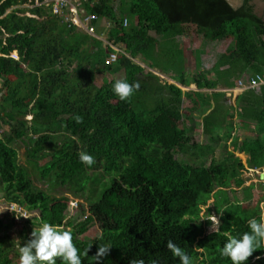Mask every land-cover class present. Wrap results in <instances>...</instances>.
<instances>
[{
    "label": "trees",
    "instance_id": "obj_1",
    "mask_svg": "<svg viewBox=\"0 0 264 264\" xmlns=\"http://www.w3.org/2000/svg\"><path fill=\"white\" fill-rule=\"evenodd\" d=\"M28 2L0 0L1 198L27 213L37 212L27 220L30 234L42 222L70 231L82 264H96L94 255L104 244L112 247L99 264H129L133 259L180 264L166 247L170 239L193 264H232L220 252L224 233L250 231L247 222L258 219L263 200L251 207L230 201L228 193L234 191L232 185L243 184L245 165L234 151L248 155V168H264V84L238 94L234 107L226 103L224 92L184 93L175 84L157 82L150 72L142 76V67L132 58L145 62L157 36L181 35L180 25L186 23L221 35L243 32L246 49L231 53L216 76L232 87L243 73L264 76V13L257 15L249 0L237 8L227 0H86L85 11L108 22V42L124 45V53L106 65L111 47L44 8L25 6ZM13 50L18 59L10 56ZM121 70V80L140 85L127 100L114 94L115 81L101 87L93 83L96 73ZM193 83L198 89L218 84L199 74ZM209 98L214 105L207 113ZM188 101L192 105L184 107ZM221 105L235 110L237 127L251 132L241 141L235 138L234 150L227 145L234 115L227 118ZM186 108L202 117L201 134L209 142L186 125ZM75 115L83 118L81 123ZM19 145L25 147L31 168L19 162ZM80 151L92 155L95 163L80 162ZM33 168L50 186L82 199L75 213L67 196L51 195L36 184ZM242 189L250 196L253 185ZM211 197L213 206L202 214ZM212 209L219 214L216 232L209 228ZM19 215L0 217V264L19 263V247L31 238L24 228L11 257L3 259ZM95 224L97 236L80 237ZM56 264L66 262L58 257ZM245 264H264V249L254 251Z\"/></svg>",
    "mask_w": 264,
    "mask_h": 264
},
{
    "label": "rangeland",
    "instance_id": "obj_2",
    "mask_svg": "<svg viewBox=\"0 0 264 264\" xmlns=\"http://www.w3.org/2000/svg\"><path fill=\"white\" fill-rule=\"evenodd\" d=\"M230 1L233 5L238 4L239 0H228ZM256 1V8L258 10H260L262 8V5L264 4V0H255ZM102 21H100L99 24H101ZM79 31L81 29H78ZM83 32V30L81 31ZM180 32H184L183 35H185L186 37L190 38V44L191 47L194 49H198V52H203L206 53V63L207 65H213L216 66V71L220 72L221 68L224 69L223 66L227 67V57L231 54V53H236L237 55H240V51L246 49L247 47V41H246V37L245 34L243 32H238L236 34H229V35H221L218 34L215 31L209 30L208 28L205 27H200L194 24H182L180 25ZM85 33V32H84ZM152 33V32H150ZM181 33V35H182ZM190 36V37H189ZM180 38V37H179ZM171 44V43H170ZM106 45V42H105ZM171 47L175 46V43L173 45H170ZM181 63V61L176 57V60H172V58L166 57V58H162V59H158L156 60V63L158 64V66L160 68H164L165 70H168L171 67H174V65L176 63ZM210 71V70H209ZM175 77L173 76H168V77H173V78H177L178 80H183L185 79L186 81H190L191 77L188 75H184V71L181 69V67H178L177 70H174ZM201 75L203 77H205V72H200L197 71V75ZM245 75H243V77L239 78V79H243L244 77H249L250 74L247 73H243ZM218 75V74H217ZM109 74H106L105 78L109 77ZM216 78V76H213V78ZM163 79V78H162ZM213 80V79H211ZM108 82V81H107ZM95 85L101 87L102 85L106 84V82L102 81V76L99 75V73H96L94 82ZM0 84H1V80H0ZM108 84V83H107ZM237 85V82L236 84ZM223 89L221 86L217 87V89ZM4 89V88H3ZM229 98V97H227ZM229 100V99H228ZM230 105H232L233 103L231 102V100L228 101ZM214 104V101L213 103ZM221 108L223 109V113L227 118H231L233 115H235V110H231L230 107H227L224 105H221ZM27 119L30 118V115L26 116ZM227 123H229L227 121ZM190 126V125H188ZM191 128H193L191 126ZM227 128H224L223 131H226ZM194 135L198 138V139H204L207 140V136L204 134H201L202 132H200V130H196L195 132H193ZM232 137L233 134H231ZM208 141V140H207ZM209 142V141H208ZM224 143V141H220L219 144ZM227 145H228V149L234 150V139L231 141H227ZM220 148L218 146L215 147V155H218ZM235 153H237L235 151ZM18 156H19V162L21 164L27 165L28 168L29 165L26 162V155H25V147L19 145L18 147ZM238 156V155H237ZM44 161H41V163H43ZM32 172V176L36 179V184L45 189L48 193H50L51 195H55V196H62L65 195L68 197V204H69V209L71 210V214L75 213L78 206L76 205L77 202H83L82 199L74 197L69 191H67L65 188L62 187H56V186H50L48 182L41 180L38 177V172L35 168H33V170L31 169ZM242 179H243V184L240 186L241 188H243V186H248L253 185V191L256 193V195L260 196V199H263L262 201L264 202V198H263V188L261 187L259 182V178H258V174L253 172V171H248L247 169H244L242 171ZM264 182V181H263ZM235 184V183H234ZM236 187V186H235ZM239 187V186H238ZM239 189L238 194L239 196H243V191L242 189ZM231 194V193H230ZM235 194V193H234ZM260 205V204H259ZM204 209V211H203ZM205 212V206H202V214H204ZM10 214V212L7 210V205L4 202V200L1 198V193H0V217L4 218L6 216H8ZM34 215H37V212H30L27 213V215H22L20 217H18L17 219V223L9 230L10 234H11V240L9 242V244L5 247L4 249V253H3V259H6L7 257H11V251L14 245L15 247L18 246L21 236L23 235V229L26 228V232L28 233V236H31V234L28 232L29 228L31 227V224L27 222L28 219L33 218ZM213 215H210V220L213 219V217H215L216 219L218 217H216L215 215L212 217ZM218 220V219H217ZM212 223V221H211ZM212 224L210 225L211 228ZM210 230V229H209ZM100 233L99 227L98 225H93L92 227L89 228V230L87 232H85L83 235H81L80 237L82 238H87V239H92L95 236H97ZM19 264V263H17Z\"/></svg>",
    "mask_w": 264,
    "mask_h": 264
},
{
    "label": "clouds",
    "instance_id": "obj_3",
    "mask_svg": "<svg viewBox=\"0 0 264 264\" xmlns=\"http://www.w3.org/2000/svg\"><path fill=\"white\" fill-rule=\"evenodd\" d=\"M139 86V82L130 84L125 80H117L114 82L112 90L121 100H127L135 90L139 89ZM73 119L76 123H81L83 118L75 115ZM78 156L80 162L85 165L90 166L95 163L94 157L86 151H80ZM259 208L258 219L251 218L247 222L250 231L236 235L224 233L226 239L220 252L223 257L229 258L232 264H245L254 251L264 249V202L260 203ZM211 221L212 230L218 231L219 221L215 217ZM111 247L110 244L98 246L94 255L96 264H99L100 260L107 255ZM166 247L174 257L179 258L180 264H193L190 255L171 239L167 241ZM88 250L84 253L85 255H87ZM18 251L19 264H56L58 257L66 264H82L79 249L73 243L72 233L67 230H60L56 225L49 222H42L37 230H33L31 238L23 246H20ZM256 259H260V257L257 256ZM129 264H145V262L142 259H133ZM151 264H159V261L154 259Z\"/></svg>",
    "mask_w": 264,
    "mask_h": 264
},
{
    "label": "crops",
    "instance_id": "obj_4",
    "mask_svg": "<svg viewBox=\"0 0 264 264\" xmlns=\"http://www.w3.org/2000/svg\"><path fill=\"white\" fill-rule=\"evenodd\" d=\"M101 22V24H99ZM108 22H105L104 20H98L97 23L95 24V31L93 33L92 36H94L95 38L99 39L102 41L103 45H108L110 47V44L107 40L108 34ZM84 32V31H83ZM86 33V32H85ZM88 34V33H86ZM152 35H154V33H151ZM184 32L182 33V35H177V36H172V37H165V36H157L156 38V42L154 43L153 47L150 49V54L147 57V59L144 60L142 58H132L133 62L138 64L140 67H142V71H141V75L145 76L146 74H148L149 72L154 74L155 76H157V82L161 83V84H165V83H172L175 84L176 86L180 87L182 89V91L185 93L186 91L192 90V91H200L205 93V95H210V93L212 91H219V92H224V97L226 99V103L229 104V100H231V102L233 103L232 106L235 107V99L237 97L238 94L240 93H234V94H229L227 93V89L230 88H234L237 85H234L232 87H228L226 85H224V79L222 76H218V78H213V76H217L218 73H215V69L216 66L211 65H207L206 63V53L203 52H198V49H194L191 47L190 44V38L186 37L185 35H183ZM91 35V34H88ZM156 36V35H155ZM180 37V38H179ZM190 37V36H189ZM171 43V44H170ZM175 43V46L171 47L170 45H173ZM117 47V46H115ZM121 52L124 53V45H121L119 47H117ZM128 55V54H126ZM172 58V60H176V57L181 61V63L179 64L178 62L174 65V67L169 68L168 70H165L164 68H160L158 66V64L156 63V60L158 59H162V58ZM227 64V63H225ZM178 67H181V69L184 71V75H188L191 77L190 81H186L185 79H183V81L185 82H189L190 85L189 86H182L179 83V80L177 78H173L175 77L174 75L175 72L174 70H177ZM224 68H226L225 66H223ZM223 68H221L220 70H222ZM210 70V71H209ZM197 71L200 72H205V77L208 79H217V87H224L223 89H211V88H200L198 89L196 87V84L193 83L194 81V76L197 75ZM106 74H109L110 76L105 78ZM100 76H102V81L106 82V83H110L112 81H117V80H121L124 77V70H121L119 72L116 73H99ZM242 74L241 77H243ZM96 76V75H95ZM168 76H173L168 77ZM240 77V78H241ZM163 78V79H162ZM108 81V82H107ZM186 96V95H185ZM229 97V98H227ZM229 99V100H228ZM213 100L211 98H209V102L208 105L209 109L208 112L209 113L212 109V105ZM192 105L191 102H185L184 107H190ZM192 109V108H190ZM186 112H187V116L185 117V123L186 125H190L188 126L189 128H191V126L193 127L192 130L193 132H195L196 130H200V132L202 131V126H201V122H202V117L199 116L198 112L193 111L192 113L189 112V110H187L186 108ZM234 123H235V129L232 132L233 136L235 137H231L228 141L231 140H235V138H238L239 141H241L244 137H248L251 136V132L243 130L239 127H237V120H236V115H234ZM204 140V139H203ZM206 141V140H205ZM237 153H235V155H238V157H240V159L242 160V162L245 165V169H247L248 171H253L255 173L258 174V178H259V182H262L264 185V177L263 179L260 178V173L264 172V168H258V169H252V168H248L247 166V158L248 155L245 154L244 152H239L236 151ZM215 154V153H214ZM250 185V184H249ZM248 185V186H249ZM236 185H232V189L234 190L233 192L229 191V198L230 201L233 202H237V203H241L242 205H248L251 206L255 205L258 203V201L260 200V196L256 195V193L253 191L252 189V194L249 196H246L243 189L239 186ZM243 187H247V186H243ZM242 189L243 191V196H239L238 191L239 189ZM229 189V188H228ZM264 191V188H263ZM231 193V194H230ZM235 193V194H234ZM264 196V192H262ZM264 198V197H263ZM215 199L214 197H211L210 200L208 201V205L205 206V208L207 206H213ZM263 202V201H262ZM260 202V203H262ZM204 211V209H203ZM202 213V212H201ZM211 215H215L216 217L219 218V214L215 213V211L212 209L211 211ZM217 218V219H218ZM210 228V227H209ZM212 228V226H211Z\"/></svg>",
    "mask_w": 264,
    "mask_h": 264
},
{
    "label": "built area",
    "instance_id": "obj_5",
    "mask_svg": "<svg viewBox=\"0 0 264 264\" xmlns=\"http://www.w3.org/2000/svg\"><path fill=\"white\" fill-rule=\"evenodd\" d=\"M86 0H34L25 4L27 7H41L49 11L51 14L57 16L61 22L66 23L67 26H74L77 30L84 31L88 34L93 35L95 31L94 21H98V16L96 14L87 13L83 7V2ZM29 16H34L29 12H26ZM127 19L123 18V25H127ZM111 51L106 57L104 63L106 65L115 62L119 56L120 50L110 45ZM10 56L14 59H18L16 51H12ZM264 84V76L261 74H254L249 77H244L237 81V86L234 88L227 89V93H241L246 89L258 88L260 85ZM264 192V191H263ZM5 202V201H4ZM7 210L9 212H16L20 214L19 216L27 215V212L15 203H7Z\"/></svg>",
    "mask_w": 264,
    "mask_h": 264
},
{
    "label": "flooded vegetation",
    "instance_id": "obj_6",
    "mask_svg": "<svg viewBox=\"0 0 264 264\" xmlns=\"http://www.w3.org/2000/svg\"><path fill=\"white\" fill-rule=\"evenodd\" d=\"M244 0H239L238 4L233 5L230 1L227 0V2L233 7V8H237L239 7ZM249 3L252 4V10L257 14V15H262L264 13V4L262 5V8L260 10H258L256 8V1L255 0H249Z\"/></svg>",
    "mask_w": 264,
    "mask_h": 264
},
{
    "label": "water",
    "instance_id": "obj_7",
    "mask_svg": "<svg viewBox=\"0 0 264 264\" xmlns=\"http://www.w3.org/2000/svg\"><path fill=\"white\" fill-rule=\"evenodd\" d=\"M263 177H264V172H261L260 173V178L263 179Z\"/></svg>",
    "mask_w": 264,
    "mask_h": 264
}]
</instances>
